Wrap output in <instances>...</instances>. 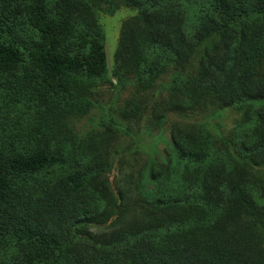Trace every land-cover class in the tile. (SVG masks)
<instances>
[{
  "label": "trees",
  "instance_id": "16d2710c",
  "mask_svg": "<svg viewBox=\"0 0 264 264\" xmlns=\"http://www.w3.org/2000/svg\"><path fill=\"white\" fill-rule=\"evenodd\" d=\"M120 1L146 9L125 24L117 57L139 66L149 62L153 77L171 64L184 68L197 46L218 37L195 77L174 80L173 105L186 111L208 100L226 107L243 104L244 122L235 130L233 143L242 159L264 164V105L244 106L264 100V81L259 77L264 61V0L101 3L113 8ZM0 4L6 6L0 15V87L5 78L19 72L31 79L36 74L43 84L52 85L62 83L64 75L99 74L105 69L101 33L85 0H0ZM151 54L153 59L148 61ZM43 88L50 102L51 89ZM60 119L42 118L46 127H39L54 144L38 138L1 159L0 221L7 231L25 235L17 240L20 258L0 264L264 263L249 260L264 251L257 231L259 224L264 228V180L228 152L216 149L209 136L201 135L189 140L191 149H181L182 161L171 173L154 175L157 185L147 206L123 222L120 231L102 244H90L87 239L79 243L75 234L67 232L69 228L75 232L79 222L65 203L74 196L91 195L87 186L93 166L85 157H80L82 163L77 161L75 169L65 166L72 148L54 129ZM51 168L62 172L45 189L61 202L44 200L42 209L19 216L26 193L17 191L12 179L36 180ZM96 213L87 211L85 221L90 222ZM160 239L167 243L161 250L157 249Z\"/></svg>",
  "mask_w": 264,
  "mask_h": 264
},
{
  "label": "rangeland",
  "instance_id": "374dc122",
  "mask_svg": "<svg viewBox=\"0 0 264 264\" xmlns=\"http://www.w3.org/2000/svg\"><path fill=\"white\" fill-rule=\"evenodd\" d=\"M85 1L101 33L105 69L99 74L81 71L64 75L62 83L52 85L43 84L36 74L31 79L19 72L10 78L4 77L0 87V163L11 150L31 146L38 138L54 144L53 138L49 140L39 127H46L42 118L51 121L60 117V125L54 129L66 138L65 145L72 148L65 166L79 167L80 157H85L93 166L87 186L91 195L69 197L65 203L79 222L75 232L70 228L67 232L75 234L79 243L86 239L90 244L109 240L110 235L120 231L123 222L131 220L147 206L157 185L154 175L171 173L182 161L181 149H191L193 144H189V140L198 139V135L209 136L216 149L228 152L240 166L249 167L256 178L264 180V164L242 159L232 140L235 130L244 122L246 107L243 104L226 107L216 100H208L201 107L186 111L173 105L174 80L195 77L205 53L213 49L218 37H209L197 46L184 68L171 64L166 71L156 72L153 77L148 71L149 62L139 66L134 62H121L117 57L125 24L142 16L146 7L120 1L110 8L101 0ZM5 8L0 4V15ZM150 59H153L152 54L148 61ZM26 68L34 69V66ZM259 77L264 81V61ZM42 86L51 89L50 102L46 101ZM245 104L262 106L264 100ZM34 110L37 113L31 118ZM61 172L59 168H51L36 180L12 179V186L26 193L19 216L32 215L37 207L42 209L44 200L61 202L45 189ZM91 210L99 213L86 222L85 213ZM2 223L0 221V261L13 262L22 255L17 240L19 237L23 240L25 234H18V237L16 232L7 231ZM257 231L264 247L261 224ZM166 245L160 239L157 249ZM249 260H264V251L257 252Z\"/></svg>",
  "mask_w": 264,
  "mask_h": 264
}]
</instances>
